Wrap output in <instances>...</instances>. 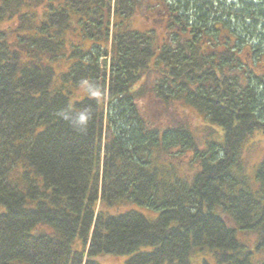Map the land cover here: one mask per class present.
I'll return each mask as SVG.
<instances>
[{
    "label": "trees",
    "instance_id": "16d2710c",
    "mask_svg": "<svg viewBox=\"0 0 264 264\" xmlns=\"http://www.w3.org/2000/svg\"><path fill=\"white\" fill-rule=\"evenodd\" d=\"M256 1L0 0V264H264V160L249 175L242 150L264 139ZM153 71L160 110L222 133L152 119Z\"/></svg>",
    "mask_w": 264,
    "mask_h": 264
},
{
    "label": "rangeland",
    "instance_id": "374dc122",
    "mask_svg": "<svg viewBox=\"0 0 264 264\" xmlns=\"http://www.w3.org/2000/svg\"><path fill=\"white\" fill-rule=\"evenodd\" d=\"M140 17H143V15L139 14ZM137 18L139 22L137 23L138 26H143V22L141 18ZM14 23L12 21H5L2 25H0V28L3 30H6L8 28L12 29L14 28ZM150 83L147 84L145 87V90L147 93L145 96H143L141 99H137V102L142 105V108L146 110V113H148L149 116H151L152 119L156 120V122H162L165 124L169 123H175L179 122L182 124H185L186 126H189L195 134V137L199 142H203L208 137L209 130L207 129V125L209 124L211 126L212 131L215 133H222L221 128L217 126L214 123H210L208 120L204 119L202 115H200L197 110L189 107L188 105H184L182 103L173 104L171 108L167 110V108H163L160 110V103L153 100L152 93L149 91L151 90L152 86V80L155 79L156 73L150 72L149 74ZM72 95V96H71ZM70 95V102H74L76 100H79L83 95H77L74 93ZM180 104L181 107H180ZM249 141L245 145V148L242 149L245 159L248 161V163L253 167L249 171V175H253L254 168H257L259 163L264 160V139L259 135H253L249 138H247ZM137 210L138 207H135ZM140 212L146 214L144 211L139 210ZM147 215V214H146ZM150 216V215H148ZM153 216V215H151ZM231 224V223H229ZM232 225V224H231ZM246 240H256L254 233H248L246 234ZM141 249H144L141 248ZM191 262L192 264H200L202 259H206V261L209 264H218L215 260V258L212 256L210 251L205 252H197L193 253L191 256ZM127 259L126 255H112V254H102L98 255L96 257L97 262L100 264H125V261Z\"/></svg>",
    "mask_w": 264,
    "mask_h": 264
},
{
    "label": "flooded vegetation",
    "instance_id": "af4514ba",
    "mask_svg": "<svg viewBox=\"0 0 264 264\" xmlns=\"http://www.w3.org/2000/svg\"><path fill=\"white\" fill-rule=\"evenodd\" d=\"M250 1H253L252 3H255L257 2L256 0H215V2L212 4L214 5L215 7H218L220 5V7L224 8V9H228V8H240V6H249V2ZM256 4V3H255ZM229 24L231 25L232 24V20H229L228 21ZM212 26V32L213 34H215V37L217 36V34L220 32H224V36L227 40H229V42H233V29L232 27L230 29L228 28H225V30L222 29V26H220V24L217 22V20H215V22H213V24L211 25ZM226 27V26H225ZM249 37L245 38V41L244 42H247L249 44H256V42L252 39H248ZM222 42H226L225 39H222ZM212 43H216V41H213L212 39ZM232 46V45H230ZM257 50V49H256ZM257 54H253V51H249V52H246V57L247 59H253V58H258V63L256 66V68L254 69H251L252 71H255L257 73H259L261 76H264V47L262 48H259V50H257ZM256 55V56H255ZM261 133L263 134V132H259V134L261 135Z\"/></svg>",
    "mask_w": 264,
    "mask_h": 264
}]
</instances>
